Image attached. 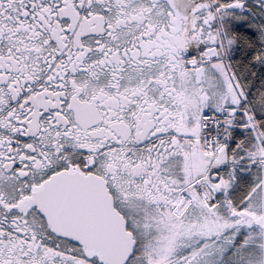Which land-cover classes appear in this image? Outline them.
I'll return each instance as SVG.
<instances>
[{
	"label": "snow or ice",
	"instance_id": "obj_1",
	"mask_svg": "<svg viewBox=\"0 0 264 264\" xmlns=\"http://www.w3.org/2000/svg\"><path fill=\"white\" fill-rule=\"evenodd\" d=\"M0 264H264V0H0Z\"/></svg>",
	"mask_w": 264,
	"mask_h": 264
}]
</instances>
